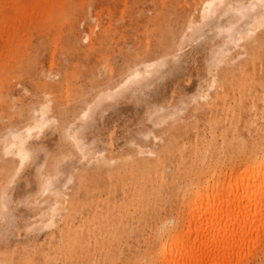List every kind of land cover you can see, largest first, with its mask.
Returning a JSON list of instances; mask_svg holds the SVG:
<instances>
[{
    "label": "rangeland",
    "instance_id": "obj_1",
    "mask_svg": "<svg viewBox=\"0 0 264 264\" xmlns=\"http://www.w3.org/2000/svg\"><path fill=\"white\" fill-rule=\"evenodd\" d=\"M198 1L0 0V138L7 125L19 120H22L20 124L28 122L29 108L38 100L46 101L45 93L52 99L54 111L64 117L66 113L70 115L68 111L72 108L80 107L82 100L90 99L108 82L110 75L117 78L127 64L171 51L179 34L176 30L179 32L183 28L186 17L198 6ZM204 30L191 44H185L179 56L181 58H170V63L167 62L168 65L153 77L150 84L135 86L124 93L126 96L118 97L119 100L115 98L104 102L90 121L92 124H86L89 125L85 127V137L93 140L96 147L106 148L107 155H112L111 161L107 159L103 164L104 160L99 161V157L95 156L89 161L88 158L80 159L69 142L52 126L44 130L39 141L34 139L35 150L18 175L13 176L11 168H8L10 162H5L7 156L0 154V195L12 179L8 187L11 195L9 217L6 222L0 220V231H5V234L0 232V260H13L16 264H68V253H80L81 260L74 256L72 264H147L148 260L152 264H160L157 262L160 257L156 254L158 237L177 223L183 229L195 226L184 220L188 212L187 193L201 179L205 182L210 177L209 181L213 183L215 173L220 176L232 166L236 176L245 164L255 163V157L261 156L264 148V50L260 53L264 47V27L259 31L261 33L258 32L261 39L259 45L254 46L255 57L250 59L242 54L237 62L222 65L219 70L223 86L222 89L218 87L220 98L216 103L207 104L205 99L196 102L191 97L199 85L206 88L214 44L221 37L212 26ZM86 33L93 35L92 42L82 39ZM239 50L244 49H235L234 52ZM104 54L108 59L104 58ZM215 90L211 88L210 91L214 93ZM253 103L257 104L256 107ZM161 105L165 109L162 113L169 114L167 117L157 112L158 108L161 111ZM154 109L156 112L153 113ZM157 115L159 117H153ZM175 132H179L180 136ZM152 134L158 138L154 140ZM68 148L72 153L66 155L63 161L69 163L75 158L69 163L74 180L69 181L64 189L68 195L66 208L59 211L53 223L43 228L26 229L37 211L28 202L27 196L38 190V166L41 163L52 166L55 158ZM141 149L143 151H139ZM159 155L162 158L158 163ZM143 159L150 161L147 164L149 168H142L137 162ZM213 161L216 166L212 165ZM31 164L35 165L32 167ZM206 169L209 170L207 173ZM203 171L204 176L201 177ZM62 178L65 180L64 176ZM162 180L163 184L158 187V182ZM184 183H187L186 186ZM228 185L226 182L223 189L226 190ZM139 188L143 196L141 207L140 201L136 202ZM177 189H181L182 193ZM171 190L178 192L174 194ZM47 195L50 194L37 197L42 199ZM249 212H255L254 208L249 206ZM256 212L263 219L259 227H264V206ZM116 213L121 214V222H113L111 216ZM164 217L165 221H170H163L168 224L163 227L166 230L160 223ZM259 232L249 243V249L241 250L232 264H264V229Z\"/></svg>",
    "mask_w": 264,
    "mask_h": 264
},
{
    "label": "bare ground",
    "instance_id": "obj_2",
    "mask_svg": "<svg viewBox=\"0 0 264 264\" xmlns=\"http://www.w3.org/2000/svg\"><path fill=\"white\" fill-rule=\"evenodd\" d=\"M190 5H191V3H190ZM175 7H173V9ZM169 8L170 7H168V9ZM166 11H167V9H166ZM191 12L192 11L190 10V13ZM165 13H167V12H165ZM180 16H181V13H180ZM224 17H225V20H222L223 22H221V19L222 18L224 19ZM179 21H180V19H179ZM167 22H168V20H167ZM173 23H174V20H173ZM183 24H184V26L182 29H180L179 32H178V30H176L177 33H179V34H178L177 40H176L173 48H171L172 49L171 51L169 50V52L168 51L165 53L163 52L162 54L155 56V57H151V58L138 59V60H135L134 62H132L131 64H127L125 67L123 66L124 68L122 67L123 69L120 71L117 78H113L112 77L113 75L112 76L110 75L109 80H107L108 82L106 84L102 85V87H100L94 93L93 96H90L91 97L90 99L85 98L84 100L81 101L82 104L80 107L72 108L70 111H68V112H70V115H68L66 113L64 115V117H61L59 115V112L54 111V107L51 104L52 99H49L47 94L45 93L44 97L46 98V101L38 100L34 104H32L31 107L29 108L30 114L28 116V119H29L28 122H26L24 124H20V122L22 120H19L20 122L14 123L13 125H9V126L7 125L4 128V131L1 134V138H0V154H2L3 156H7L6 159H8V160H5V162L6 161L10 162V164L8 165V168L9 169L11 168L13 176L18 175L20 173L21 169L24 166H26L25 165L26 162L31 158L33 151L35 150L34 139L39 141L44 130L50 126L54 127L56 130H58V132L60 133V136H62L64 139H66L69 142V144L75 150V152H77L79 154L80 159L84 160V159L88 158V161H89L92 158L95 159L93 157V156H95L97 158L99 157V161L104 160L103 164H105V161L107 159L111 161L112 155H107L106 151H108V150H106V148L96 147L93 140H88L85 137V133H84L85 127H87L89 125V124L88 125H86V124L88 122H90L93 117H95L94 114L97 111V109L101 108L102 104H104V102H106V101L114 100L115 98L118 99V97H122V95L125 92H127L130 88L133 89V87L135 88V86L136 87L137 86H145L147 84H150V81L153 79V77L158 76L159 71L163 67H165L166 64L168 65L167 62L170 63V60H169L170 58L175 59V58L179 57L180 53H182V51H183L185 44H188V43L192 42L193 40H195L199 36V34L201 35V32H203L204 28H206V27L211 28V26L213 28H216L217 34L221 37V39H219L218 42H216L214 44L215 49L212 52L213 58L211 60L212 63H210L211 65H209L210 66L209 67V75H208L209 81L207 82L206 88H203L204 86L202 87L201 85H199L197 92L191 98H192V100H194L196 102H198L199 99H205L206 104L210 103V102L216 103V101L220 98V95H219L220 91L218 92V87H220V89L223 88L222 83H221L222 77H221L220 71H219L222 68V65L227 63V62L234 63L242 54H246L247 57L249 56L250 59L252 57H255V56H253V53L256 52V51L254 52V48H255L254 46L259 45L260 39H261V35L259 34L261 32H259V31L261 30L262 27H264V0H199L198 6L194 7V11L186 17L185 22ZM163 25H164V23H163ZM163 25H162V27H163ZM161 28H159V29H161ZM160 31L162 32V30H160ZM211 31H213V29ZM173 33H174V31H173ZM162 34H163V32H162ZM218 35H217V37H218ZM166 36H168V35H166ZM82 39L92 42L93 35L91 33H86L82 37ZM166 39H167V37H166ZM174 39H175V37H174ZM204 39L205 38H203V40ZM79 42H81V39ZM200 42H202V40ZM167 43L170 44V42H168V41H167ZM167 43H166V45H167ZM208 43H210V42H208ZM195 45H196V43H195ZM168 47H169V45H168ZM262 48L263 49H261V52L259 51L260 53H262V50H264V47H262ZM235 49H244V50H239L237 52H234ZM203 53H204V51H203ZM148 54L150 55V54H152V52L151 53L149 52ZM105 57H106V55L104 54V58ZM135 57H133V58H135ZM138 57H140V55H138ZM179 58H181V57H179ZM252 60H254V59H252ZM97 61H95V64ZM173 63H174V61H173ZM245 63H246V61H245ZM245 63H243V64H245ZM226 66H228V68H229L230 65L227 64ZM237 66H238V64H237ZM231 67H232V65H231ZM169 68L170 67H168V69ZM235 68H236V66H235ZM101 69H103V68H101ZM233 69H234V67H233ZM101 71H106V70H101ZM109 72H110V70H109ZM160 73H161V71H160ZM156 74H158V75H156ZM162 76H164V75H162ZM202 77H204V76H202ZM100 79H101V77H100ZM154 84H156V83H154ZM238 85H239V83H238ZM96 87H98V86H96ZM229 87H231V86H229ZM237 87H236V89H237ZM257 87H258V85H257ZM211 88L216 89L214 93H211V91H210ZM248 88H249V86H248ZM89 89H90V87H89ZM151 89H152V87H151ZM250 89H252V87ZM231 90L233 91L232 87H231ZM242 92H245V91H241V93ZM248 93H249V90H248ZM244 94H242V96ZM254 94H256V93H254ZM231 96H233V95H231ZM253 97H254V95H252V98ZM261 97H260V99H262ZM228 98H229V96H228ZM121 99H123V98H121ZM157 100H159V99H157ZM237 102H238V100H237ZM243 102H245V100ZM163 103H165V102H163ZM167 103H169V102H167ZM236 104H238V103H236ZM145 105H146V103H145ZM254 105L256 107L257 104H254ZM236 106H238V105H236ZM180 107H182V106H180ZM177 108L178 107H176V109ZM171 109L172 108H170V110ZM232 109H233V107H232ZM149 110H151V108ZM156 110L153 111V113L156 112ZM160 110L161 111H159V108H158L157 112L162 113V110H165L162 107V105H161ZM216 110H217V108H216ZM179 112H181V111H179ZM148 113H150V112H148ZM153 113H152V115H153ZM214 113H216V111ZM223 113H224V111H223ZM226 113H227V110H226ZM165 114L166 113H162V115H165ZM152 115H150L151 119H153L151 117ZM158 115L153 116V117L156 118V117L161 116V115H159V116ZM167 115H169V114H166V117H167ZM211 117H213V116H211ZM205 118H207V117H205ZM163 120H164V118H163ZM156 122H157V120H156ZM90 123L92 124V122H90ZM157 123H155V124L158 125ZM216 130H217V128H216ZM176 133L178 136H180L179 132H175V134ZM150 134H149V136H150ZM152 135H153L154 140L158 138L157 135H155V134H152ZM62 143H64L63 140H62ZM65 144H67V143H65ZM109 144H108V146H109ZM42 145H43V143H42ZM40 148H41V146H40ZM40 150L41 149H39V151ZM139 151H143V150L141 149ZM175 151H176V149H175ZM221 151H223V150H221ZM70 153H72V150L70 148H68V149H66L65 153H61L60 156L55 158L56 162H54L52 166L46 165L45 163H41L38 166V168H37L38 190L33 195L27 196L28 202L33 206L34 210L37 209V211L34 213L32 218L30 217L31 220L30 221L28 220L29 222L27 223L26 229H28V228L33 229L35 227H39V228L42 227L43 228L45 225L53 223L55 217L59 214V211L66 208L65 202H68V200L66 199L68 195H67V193L64 192V189L66 188V184L69 181L74 180L73 170L71 169L72 165L70 166L69 163L72 162V160H74L75 157L73 159H71V161L69 163L68 162L65 163V161H63V160H65L66 155H69ZM35 154H36V152H35ZM179 154H181V152ZM73 156H74V153H73ZM13 157L17 158V160L15 161V159H13ZM161 158L162 157L159 155L158 163H159V161H161ZM215 158H216V156H215ZM204 159L206 160V158H204ZM255 159L256 160H255L254 164H252V165L245 164V167L242 169V171L240 172L239 175H236V176L234 175V167L226 166V167H229L227 170L228 172L222 171L223 172L222 174H221V172H219V174H221L220 176H216V173H215V174H213V175H215V177L213 175H211L212 177H214L212 179L213 183H210L209 179H211V178L209 177V179L206 180L205 182L201 181L202 179L198 183L196 181L197 184L195 185V188L193 190L191 189L192 187L190 188L192 190L190 193L189 192L187 193L186 189L189 187H186L185 192L187 194H189V196L187 195L188 199L186 200V206H187L188 212H187V215L185 216L184 220L190 224L194 223L195 226L194 227L193 226L184 227V229H183L181 227V225L179 223H177L175 225V227H173V228L170 226V228H172V229L167 230L164 234L162 233L163 234L162 236L159 235L160 237H158V245H157V249H156V254H157V257L159 255L160 261L157 260V262H159L160 264H232V262L234 261V257L237 254H239L241 252V250H243L244 248L249 249L248 248L249 243L257 235H259L258 234L259 230L261 231V229H262V232H263V229H264V227H259V225L262 223L263 219L259 215V213L256 212L259 208L264 206V148H263L262 155L256 156ZM205 160H203V163ZM138 161L140 163V166H142V168L143 167L149 168L147 164L150 161H147L145 159L137 160V162ZM207 161H208V159H207ZM51 162H53V161H51ZM100 163L101 162H99V165H100ZM211 163H213L212 165H215L214 161ZM6 164H8V163L6 162ZM217 164H218V162H217ZM212 165H211V167H214ZM31 166H32V164H31ZM118 166H120V165H118ZM115 167H117V165H115ZM201 168H203V167H201ZM219 169H220V166L218 167L217 171H219ZM202 170H204V169H202ZM215 170H213V171L216 172ZM207 171H209V170L206 169V173H207ZM196 172H198V171H196ZM200 173H202V172H200ZM174 174H175V172H174ZM203 174H204V171L202 174H200L201 177ZM217 175H218V173H217ZM62 176L65 177V180L62 178ZM75 177H77V176L75 175ZM180 177H179V179H180ZM124 178H125V176H124ZM183 178H184L183 181H185L186 178L185 177H183ZM199 178H200V176H199ZM192 179H194V178H192ZM11 180L3 188L1 195H0V220H1V222L2 221L6 222V219H8V217H9V216H7V214L10 211L9 203L11 202V195L8 191V187L10 186ZM172 180H173V178H172ZM197 180H198V178H197ZM178 181H180V180H178ZM110 182H112V181H110ZM175 182H176V180H175ZM189 182H191V181H189ZM226 182L229 183V185H228L227 189L224 190L223 185ZM162 184H163V180L159 181L158 187H159V185H162ZM185 184H187V183H184L183 185H185ZM121 186H119V187H121ZM189 186H190V183H189ZM119 187H118V189H119ZM166 187H167V185H166ZM169 187H171V185ZM181 189H179V190L177 189V190L180 191ZM154 190H155V188H154ZM165 190H167V189H165ZM174 190H175V188H174ZM176 191H175V193H176ZM30 192H32V191H30ZM141 192H142V189L139 188L137 191L136 202L138 203L140 201V203H141L140 207H141L142 202H143V196L141 195ZM171 192H173V191L171 190ZM46 194H50V195H47L42 199H39L37 197V195H46ZM87 198H88V196H87ZM90 198H91V195H90ZM132 199H133V196H131L130 200H132ZM176 199H178V198L176 197ZM18 200H19V198H18ZM20 200H19V203L21 202ZM130 200H128V201H130ZM180 201H181V199H180ZM172 203H173V200H172ZM181 203H183V202H181ZM174 204H175V202H174ZM249 206L253 207L255 212H249ZM70 210H69V212H70ZM14 213H17V212H14ZM15 216H14V218H15ZM111 217H113V219H114L113 222H115V221L121 222L122 221L121 220V214L116 213L114 216H111ZM167 217H169V216H167ZM174 220L175 219L173 217V221ZM163 221L164 222H170V221H165V217H164V220H162V222H160V223H162L161 224L162 228L166 227V225L168 226V224L165 225V223ZM154 222H155V220H154ZM65 223H68V220H65ZM153 224H155V223H153ZM10 227H11V224H10ZM158 227H160V226H158ZM177 227H181V228L178 229ZM5 228H7V226ZM68 229L71 230V228H68ZM155 229L156 228H154V230ZM163 230H166V228L165 229L163 228ZM160 231H157V232H160ZM3 232L5 234V231L2 230L1 233H3ZM156 234H158V233H156ZM261 236L263 237V235H261ZM154 250H155V248H154ZM79 254L80 253H68L67 254L68 260H69L68 264L73 263V262L71 263V261L75 259L74 256L78 257L76 259L81 260V258H80L81 256ZM84 256H85V253H84ZM151 256H153V253L150 255V257ZM151 259H153V258H151ZM0 264H16V261L14 262L13 260L12 261L11 260H0ZM147 264H152V263L149 262V260H148Z\"/></svg>",
    "mask_w": 264,
    "mask_h": 264
}]
</instances>
